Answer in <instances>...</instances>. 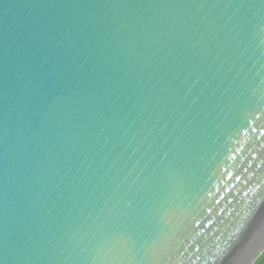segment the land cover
Wrapping results in <instances>:
<instances>
[{
  "label": "water",
  "instance_id": "1",
  "mask_svg": "<svg viewBox=\"0 0 264 264\" xmlns=\"http://www.w3.org/2000/svg\"><path fill=\"white\" fill-rule=\"evenodd\" d=\"M263 252L264 0H0V264Z\"/></svg>",
  "mask_w": 264,
  "mask_h": 264
},
{
  "label": "trees",
  "instance_id": "2",
  "mask_svg": "<svg viewBox=\"0 0 264 264\" xmlns=\"http://www.w3.org/2000/svg\"><path fill=\"white\" fill-rule=\"evenodd\" d=\"M254 264H264V254L261 255Z\"/></svg>",
  "mask_w": 264,
  "mask_h": 264
},
{
  "label": "bare ground",
  "instance_id": "3",
  "mask_svg": "<svg viewBox=\"0 0 264 264\" xmlns=\"http://www.w3.org/2000/svg\"><path fill=\"white\" fill-rule=\"evenodd\" d=\"M263 254H264V252L261 253V255H263ZM261 255H260V256H261ZM260 256H259V257H260ZM259 257H258V259H259ZM258 259H257V260H258ZM257 260H255L252 264H254Z\"/></svg>",
  "mask_w": 264,
  "mask_h": 264
}]
</instances>
